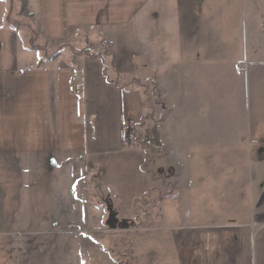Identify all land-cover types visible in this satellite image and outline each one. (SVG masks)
<instances>
[{
	"label": "crops",
	"instance_id": "crops-1",
	"mask_svg": "<svg viewBox=\"0 0 264 264\" xmlns=\"http://www.w3.org/2000/svg\"><path fill=\"white\" fill-rule=\"evenodd\" d=\"M4 3L0 0V153L49 156L57 166L80 162L89 173L107 168L112 158L129 162L137 158V184L126 182L129 187L118 200L127 204L119 207L136 210L139 221L144 214L138 203L148 194L150 217L155 221L161 216L154 206L155 196L163 197L162 187L144 170L140 146L126 142L125 125L130 122L123 86L106 71L102 58L89 56L76 57L82 66L80 85L73 55L65 49L79 30L120 26L137 11V76L125 70L121 51L117 72L123 81L137 78V87L164 75L166 110L171 121L178 120L172 128L167 122L164 148L172 158L174 152L182 153L180 180L165 179V187L173 183L172 191L181 190L183 199L196 207L181 223L172 218L171 226L186 237L184 246L194 248L189 264H264V161L252 163L251 179L241 176L246 171L241 161L245 153L262 143L253 140V132H260L264 124V66H259L264 61V30L256 24L261 36L252 40L249 54L243 0H137L129 19L124 0H24L25 9L36 7L38 37L63 43V51H50L52 58L41 57L34 49L40 47L30 46L21 30L5 31ZM247 83L245 109L241 93ZM175 104L180 107L177 116ZM205 119L220 135L217 152L225 153L212 167L217 175L215 193L223 185L225 196L218 197L228 208L214 206L212 213L195 203L203 190L199 176L203 163L187 161L189 151L200 150ZM175 126H180L183 140L192 135L194 149L184 143L178 150L170 145L168 135ZM192 180L197 181L195 191L188 185ZM102 184V192H97L101 197L112 189L105 178ZM244 185L251 188L249 198L242 192ZM80 205L87 211V204ZM0 264H9L1 244Z\"/></svg>",
	"mask_w": 264,
	"mask_h": 264
},
{
	"label": "rangeland",
	"instance_id": "rangeland-1",
	"mask_svg": "<svg viewBox=\"0 0 264 264\" xmlns=\"http://www.w3.org/2000/svg\"><path fill=\"white\" fill-rule=\"evenodd\" d=\"M11 1L10 13V0L4 3L5 31L21 30L30 46L44 47L48 52L64 47L61 42L52 43L40 37L35 38L39 30L37 15L34 13L36 7L25 9L24 0ZM124 2V9L129 10V19L137 9V0ZM243 14L246 45L250 54L252 40L261 36L256 24L264 30V0H243ZM262 42L264 44V40ZM72 43L74 46L69 47ZM65 45H68L65 47L68 56L73 55L72 48L95 46L91 53L103 58L109 74L114 75V81L123 86L126 120L139 133V150L146 164L144 170L150 173L155 184L162 187L159 196L163 197L155 196L154 206L161 216L155 221L153 217H142L137 221L136 210L119 207L127 204L118 200L120 192L129 187L126 182L137 184V158L135 162L112 158L107 168L89 173V169L81 167L80 162L57 166L49 156L0 153V244L4 256L9 264H189L194 248L184 246L186 237H183L180 229L171 226L174 223L172 218L177 220L175 223H181L185 217L193 216L196 207L194 209L183 199L181 190L173 187L172 191L173 183L165 187V179L173 177L174 182L180 180L182 153L174 152L172 158L164 148L167 122L170 121L172 128L171 124L175 125L178 121H171V112L166 110L164 75L160 73L157 75L159 80L137 87V78L123 81L117 72L116 57L121 51L125 54L120 57L127 65L125 70L137 76V11L127 23L120 26L81 29L77 38ZM101 46L102 50L98 48ZM259 66H264V61ZM248 67L249 63L245 61L244 69L248 71ZM149 71L152 73L151 68ZM153 75H156L154 70ZM241 96L246 109L248 83L244 85ZM176 105L175 116L180 113V107ZM205 120L201 126L200 150L189 151L187 161L203 163V167L199 168L203 190L195 203L197 207L201 205L203 211L212 213L214 206L228 208V204L219 198L225 196L223 185H219L221 190L215 193L217 175L212 167L214 159H223L225 153L217 152L218 148L215 147L219 146L220 135H215L211 121ZM179 127L175 126L174 132L168 135L170 145L178 150L184 143L194 149L192 135L189 134L183 140ZM263 129L264 124L260 132ZM260 132L254 130L253 140H261L262 143L254 144L245 153L244 160H241L246 169L241 176L246 178L248 176L251 179L253 162L264 161V154L261 153L264 150V132ZM119 163L124 165L111 168ZM102 178L107 180L112 189L101 197L97 192H102ZM188 185L191 191H195L197 181L192 180ZM250 191V186L244 185L242 192L247 194V198ZM167 192L179 194L178 199H166ZM80 203L88 205L87 211ZM179 255L183 262L179 261Z\"/></svg>",
	"mask_w": 264,
	"mask_h": 264
},
{
	"label": "trees",
	"instance_id": "trees-1",
	"mask_svg": "<svg viewBox=\"0 0 264 264\" xmlns=\"http://www.w3.org/2000/svg\"><path fill=\"white\" fill-rule=\"evenodd\" d=\"M4 2H6L7 3V0H4ZM10 4H11V6H10V8H9V13L11 12V10H12V1L10 0ZM8 15V14H7ZM38 38V35L36 34L35 35V38ZM95 46H93V45H88V46H86V47H84V48H82V49H76V48H72L71 50H72V52H73V55H75V56H78V57H82V56H89L90 58H92V59H98L100 56H94V54L93 53H91L92 51H94L95 50V48H94ZM63 48L64 47H59V48H57L55 51H54V54L55 53H59V52H61V51H63ZM98 48H100L101 50H102V46L101 47H98ZM34 49L36 50V51H38L39 53H41V57H43V58H45V57H50V58H52L53 56L51 55V53H50V51L48 52L44 47L42 48H40V50L37 48V47H34ZM105 51V50H104ZM51 55V56H50ZM101 58V57H100ZM103 59V58H102ZM106 71H107V69H106ZM138 140V142H137V144H139V146H140V136H139V138L137 139ZM139 206L141 207V209H142V211H143V218L144 217H150L151 215V212H150V210H149V195L147 194V195H145L144 197H143V199L141 200V201H139ZM129 228V227H128Z\"/></svg>",
	"mask_w": 264,
	"mask_h": 264
},
{
	"label": "built area",
	"instance_id": "built-area-1",
	"mask_svg": "<svg viewBox=\"0 0 264 264\" xmlns=\"http://www.w3.org/2000/svg\"><path fill=\"white\" fill-rule=\"evenodd\" d=\"M72 61L76 63L75 80L78 81L80 85H82V78L80 76V74L82 73V66L80 65V62L78 61L76 56L72 57ZM138 136H139V133L136 127L131 122L127 123L125 125V138H126L127 145L135 148L137 145ZM165 198L176 200L178 199V195L175 193L167 194Z\"/></svg>",
	"mask_w": 264,
	"mask_h": 264
}]
</instances>
